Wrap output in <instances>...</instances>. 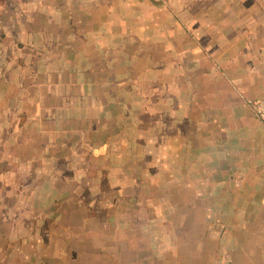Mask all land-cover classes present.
<instances>
[{
	"label": "crops",
	"instance_id": "1",
	"mask_svg": "<svg viewBox=\"0 0 264 264\" xmlns=\"http://www.w3.org/2000/svg\"><path fill=\"white\" fill-rule=\"evenodd\" d=\"M20 4L0 0V264H149L125 230L156 194L207 238L210 214L264 228V0Z\"/></svg>",
	"mask_w": 264,
	"mask_h": 264
},
{
	"label": "rangeland",
	"instance_id": "2",
	"mask_svg": "<svg viewBox=\"0 0 264 264\" xmlns=\"http://www.w3.org/2000/svg\"><path fill=\"white\" fill-rule=\"evenodd\" d=\"M15 1L19 3V8L21 9L22 5L20 3L22 0ZM26 8H29V6L27 5ZM174 8L175 6H172L175 15V12L179 11L178 8ZM175 19H179V17L175 16ZM40 57L41 60H45L43 56ZM160 188H165L164 183H161ZM160 193L164 195L166 194V190L162 189ZM171 200L172 198L167 200L166 197L156 194V204L160 206L162 212L158 213V216H154L148 223L143 222L142 227L138 226V228H133L132 226L126 228L133 222V218H128L126 230L123 229L131 237L142 238V242L144 243L147 240L150 241V239L153 243L154 239V243H156L153 247L151 245L153 251L151 252L149 264H264V228H261L262 222L260 221L264 217L260 218L262 216L257 214L256 216L260 218L258 219L260 222L252 228L251 226L256 222H246L244 220H236L237 222H234L233 225L237 227L230 228L227 225V217L229 216L231 219H234L243 216L244 213L210 214L214 216L218 215V219L208 224L205 223V225L209 226L216 225L215 229H205L209 237L207 238L204 230L197 228L196 213H177L173 207H171V211H166L171 205ZM183 203L179 196L175 206L182 205ZM221 203H223V200H221ZM124 206L130 207L128 204H124ZM139 213L142 216V220L153 215L151 214L152 212L149 214V212H143V210ZM108 215L111 216L114 213ZM254 215L251 214L250 217L253 218ZM212 217L208 218V214L205 213V218H208V221H212ZM103 219H105V216H103ZM112 221L117 224L115 216L109 217V222ZM242 225H246L249 229L239 227ZM116 231V228H110L107 233L109 236H117L118 232L116 233ZM161 238H165V240L169 238L171 244L164 245L162 241H159ZM202 241L205 244L201 245L200 242ZM148 247V244H142L140 246V255ZM210 253H213V256Z\"/></svg>",
	"mask_w": 264,
	"mask_h": 264
},
{
	"label": "built area",
	"instance_id": "3",
	"mask_svg": "<svg viewBox=\"0 0 264 264\" xmlns=\"http://www.w3.org/2000/svg\"><path fill=\"white\" fill-rule=\"evenodd\" d=\"M248 104L256 118L264 125V99L250 100Z\"/></svg>",
	"mask_w": 264,
	"mask_h": 264
}]
</instances>
